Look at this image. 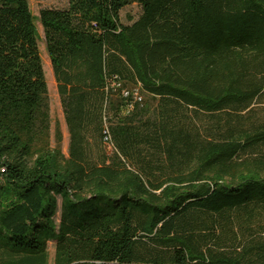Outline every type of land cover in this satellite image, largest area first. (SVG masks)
<instances>
[{
	"label": "trees",
	"instance_id": "1",
	"mask_svg": "<svg viewBox=\"0 0 264 264\" xmlns=\"http://www.w3.org/2000/svg\"><path fill=\"white\" fill-rule=\"evenodd\" d=\"M38 21L68 146L29 2L0 0V264H264V0Z\"/></svg>",
	"mask_w": 264,
	"mask_h": 264
},
{
	"label": "rangeland",
	"instance_id": "2",
	"mask_svg": "<svg viewBox=\"0 0 264 264\" xmlns=\"http://www.w3.org/2000/svg\"><path fill=\"white\" fill-rule=\"evenodd\" d=\"M29 7L32 15L35 18V28L38 39V49L43 66L44 77L47 85V97L49 103V115H50V131L51 140L54 141L55 127H59L62 136V151L67 152L68 146V132L64 121V115L62 111L61 102L56 90V83L53 77L50 60L45 47V40L42 27L38 21V14L41 8H63L67 5V0H28ZM140 14V8L136 4L126 7L121 12V20L123 23H128L130 20L136 19ZM148 100L144 97V102ZM149 103V102H148ZM111 146L107 147V151L111 152ZM54 258V243H48L47 248V264H53Z\"/></svg>",
	"mask_w": 264,
	"mask_h": 264
}]
</instances>
